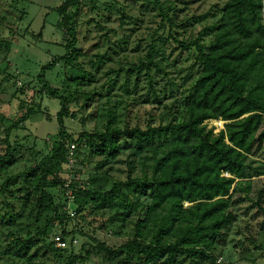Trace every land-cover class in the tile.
Masks as SVG:
<instances>
[{"label": "trees", "instance_id": "16d2710c", "mask_svg": "<svg viewBox=\"0 0 264 264\" xmlns=\"http://www.w3.org/2000/svg\"><path fill=\"white\" fill-rule=\"evenodd\" d=\"M80 1L66 0L58 8L57 28L67 37L66 54L42 66L37 75L41 93L60 104L57 136L44 142L46 153L28 148L32 164L0 183V225H15L19 218L15 202L20 211L34 204L38 212L50 213L46 225L50 242H44L48 234L43 231L38 236L42 239L17 237L0 255L11 264H50V250L65 253L63 264H86L93 258L99 264H215V252L226 245L240 204L253 200L264 226V0H223L221 6L213 4L205 13L186 18H179L180 9L173 1L152 0L157 27L148 36L145 58L125 72L136 77L144 73L152 100L160 105L167 89L157 93L151 71L168 61L164 48L170 46V55L173 51L191 53L193 62L182 78L181 91L175 95L169 90L172 108L161 114V123L144 129H120L111 108L101 131L73 136L63 130L62 123L63 118L75 117L68 108L71 96L49 88L44 75L59 61L72 65L80 55L75 21ZM194 25H201L195 34L190 32ZM3 43L0 36V48ZM78 70L83 75L76 78L78 83L84 77L92 81V74ZM120 71L109 78L113 84ZM128 79L122 86L126 92ZM137 82L136 78L134 91ZM94 95L85 96L83 109ZM19 106L26 107L24 114L11 123L7 133L23 129L22 123L38 111L23 101ZM167 115L172 119L167 120ZM211 120L218 126L219 120L224 122L223 129L214 133L206 124ZM4 140L0 174L16 165L24 153L21 142L11 141L9 134ZM121 140L129 152L126 179L104 190L100 187L107 178L104 166L124 150ZM72 143L79 164L100 158L93 176L84 182L86 187L74 192L75 218L86 221L93 213L115 210L98 229L105 231L115 220L128 221L132 234L118 245L90 238L76 252L71 241L62 250L53 244L54 223L63 228L60 234L65 239L86 237L81 229H65L70 219L63 211V176L66 151ZM79 183L74 181L71 188ZM49 190H57L61 202ZM263 245L255 249L260 251Z\"/></svg>", "mask_w": 264, "mask_h": 264}, {"label": "rangeland", "instance_id": "374dc122", "mask_svg": "<svg viewBox=\"0 0 264 264\" xmlns=\"http://www.w3.org/2000/svg\"><path fill=\"white\" fill-rule=\"evenodd\" d=\"M66 0H0V16L3 23L0 25V36L5 44L0 48V153L5 148V137L21 142L23 156L11 169L0 174V183L7 175H13L25 170L32 164L28 155V148L43 153L48 152L44 142L55 139L60 128L56 115L60 110L57 99L41 93V84L37 79L40 68L49 65L53 60L66 54L65 45L68 40L64 32L57 28L61 20L58 8ZM177 4L179 18H186L192 14L205 13L213 4L221 6L223 0H171ZM77 45L80 51L78 59L72 64L59 61L58 64L44 75L47 86L56 90L60 95L71 96L69 111L75 117L63 118V130L73 136L79 133H93L101 131L105 124V116L111 108L116 114L117 126L123 129L139 126L144 129L147 125L161 123V114L172 108L173 99L169 97L171 89L176 95L181 91L180 84L186 69L193 62L190 53L178 54L171 52L169 45L164 50L169 58L161 62V69L153 68L151 73L154 79L153 87L161 95V104L153 102L147 88L144 73L139 76L126 75V70L132 64L145 58L149 35L157 27L159 19L152 5V0H81L76 14ZM201 25H194L190 32L195 34ZM103 57L102 62L98 57ZM78 65V66H75ZM84 69L92 74V81L84 77L83 83L76 78L82 77L78 70ZM120 71L115 83L109 80L114 78V72ZM195 70V68H193ZM129 77L128 91L122 88ZM138 79L136 90L133 85ZM94 97L83 109L85 96ZM20 101L27 107L38 110L35 115L22 123L23 129L7 133L12 122L24 114L20 108ZM167 107V109H166ZM165 116V115H163ZM167 120L172 116L167 115ZM218 126L215 122H206L208 128L213 127L214 133L223 129L224 122ZM25 138V139H23ZM22 141H19L21 140ZM124 148L121 154L104 166L107 178L100 187L108 190L114 181H125L127 176L126 160L128 150L124 140L120 141ZM94 158L90 164L83 165L76 161L73 170V179L85 182L94 174L96 162ZM138 171V168H137ZM98 187V186H97ZM61 202L57 190H49ZM59 197V198H58ZM147 197L142 198L144 204ZM253 198V196H251ZM252 200V199H251ZM253 201V200H252ZM252 201H246L236 208L237 220L234 223L225 246L215 252L218 264H264V258L259 256L260 247L264 243V226L262 217L258 214ZM19 218L12 227L0 225V253L11 246L15 238H40L39 232L49 233L46 226L50 213L46 210L38 212L34 204L20 211L19 203L15 202ZM187 206V204H184ZM115 210H105L87 216L86 221L79 218L69 220L67 231L81 229L86 237L76 235V252L82 243L89 242L90 238L108 246L118 245L124 238L132 234V225L128 221L115 220L105 231L98 229ZM63 228L58 226L55 233ZM44 242H50L48 234ZM50 264H63L64 252L50 250L48 254ZM5 256V255H4ZM0 255V264L6 262ZM86 264H99L93 258ZM182 264H189L188 261ZM217 264V263H215Z\"/></svg>", "mask_w": 264, "mask_h": 264}, {"label": "built area", "instance_id": "2783aa9c", "mask_svg": "<svg viewBox=\"0 0 264 264\" xmlns=\"http://www.w3.org/2000/svg\"><path fill=\"white\" fill-rule=\"evenodd\" d=\"M75 150H76V144L72 143L68 146V149L66 151L65 155V160H66V168L67 171L65 175L63 176V187H64V199H65V206L63 208V211L67 215L68 219L74 220L76 217L75 214V208L73 207V200H74V192L77 189H84L86 184L84 182H80L77 184L74 188H71V185L73 184L74 181H79V180H74L73 179V170L76 165V155H75ZM59 226L58 223H54V227L57 228ZM52 241L56 249L62 250L66 249L68 247L69 241H71L72 246L76 244V239L70 240L69 238H63L59 233H54L52 236ZM260 255L262 258H264V245L259 251ZM222 258H218L216 263H221Z\"/></svg>", "mask_w": 264, "mask_h": 264}]
</instances>
